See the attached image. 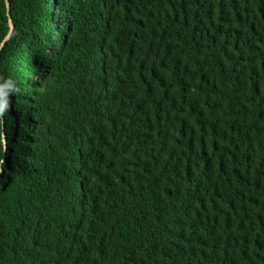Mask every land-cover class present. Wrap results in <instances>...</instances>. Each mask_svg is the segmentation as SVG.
<instances>
[{
  "label": "trees",
  "instance_id": "1",
  "mask_svg": "<svg viewBox=\"0 0 264 264\" xmlns=\"http://www.w3.org/2000/svg\"><path fill=\"white\" fill-rule=\"evenodd\" d=\"M7 1L0 264H264V0Z\"/></svg>",
  "mask_w": 264,
  "mask_h": 264
},
{
  "label": "clouds",
  "instance_id": "2",
  "mask_svg": "<svg viewBox=\"0 0 264 264\" xmlns=\"http://www.w3.org/2000/svg\"><path fill=\"white\" fill-rule=\"evenodd\" d=\"M0 121H2L5 113L9 109V94L11 92H19L20 89L16 86L15 81L11 78H0Z\"/></svg>",
  "mask_w": 264,
  "mask_h": 264
},
{
  "label": "water",
  "instance_id": "3",
  "mask_svg": "<svg viewBox=\"0 0 264 264\" xmlns=\"http://www.w3.org/2000/svg\"><path fill=\"white\" fill-rule=\"evenodd\" d=\"M3 2H4L5 12H6V17H7L6 25L8 27V30H7V33L3 36V38L0 41V48L2 47V45L6 41V39L9 37L10 32L12 30V22H11V19L9 17V14H8V8H9L8 1L7 0H3ZM2 142H3V138H2Z\"/></svg>",
  "mask_w": 264,
  "mask_h": 264
}]
</instances>
